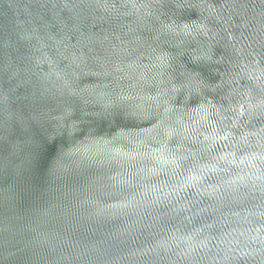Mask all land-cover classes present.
Masks as SVG:
<instances>
[{"label": "water", "instance_id": "1", "mask_svg": "<svg viewBox=\"0 0 264 264\" xmlns=\"http://www.w3.org/2000/svg\"><path fill=\"white\" fill-rule=\"evenodd\" d=\"M206 3L215 9L207 22L209 36L197 37L193 46L210 42L225 66L242 63L248 74L259 75L264 5L260 0ZM189 15L197 18L185 13L179 19ZM119 31L115 20L93 26L80 0H0V121L5 108L22 117L44 114L32 127L33 138L44 129L46 147L55 155L46 168L36 163L35 192L22 200V211L43 194L39 203L50 211L40 219L41 230L58 234L61 249L93 264H218L229 249L228 264H264V246L249 238L259 227L253 213L264 210V168L256 149L264 118L222 109L197 132L166 135L125 115L126 108L105 107L106 100L94 93H62L61 77L69 68L82 56L102 55L100 41L108 35L116 43ZM211 67L202 66V73L219 79ZM240 82L252 83L247 75ZM116 83L112 77L87 76L74 86L110 92ZM226 93L225 88L210 98L228 109L229 101L221 99ZM238 99L232 98V105ZM189 103L198 107V101ZM221 119L223 125L217 123ZM15 127L14 138L23 140ZM7 150L0 140V156ZM3 221L0 208V264H7ZM27 238V233L17 236ZM29 255L18 253L16 264Z\"/></svg>", "mask_w": 264, "mask_h": 264}, {"label": "clouds", "instance_id": "2", "mask_svg": "<svg viewBox=\"0 0 264 264\" xmlns=\"http://www.w3.org/2000/svg\"><path fill=\"white\" fill-rule=\"evenodd\" d=\"M260 4L264 5V0ZM80 7L93 26L115 20L120 31L115 35L116 43L108 35L103 37L102 55L82 56L75 67L69 68L61 77L62 93H94L106 100L105 107L126 108L125 115L152 124L166 135L197 132L212 123L209 116H221L222 109L226 112L239 108L250 117L264 118V69L259 75L248 74L242 63L225 66L224 58L215 55L210 42H197L193 46L197 37L209 36L207 22L215 9L206 0H80ZM185 13H196L197 18L189 15L180 20ZM204 65H211L212 76L219 79L204 75L201 71ZM246 75L251 85L241 84ZM87 76L112 77L117 83L110 92L102 91L103 86L77 90L74 86L77 79ZM120 81H125L126 86L120 87ZM225 88L227 93L221 99L229 101L228 109L210 98V94L215 96ZM235 97L239 99L232 105ZM190 101H198V107H191ZM45 118L40 112L22 117L5 108L0 121V140L8 145L6 153L0 156L2 231L6 254L11 258L7 264H16L21 252L30 254L24 264H93L79 253L61 249L63 238L58 234L41 230L40 219L50 211L39 203L43 194L35 195L27 212L21 209L22 200L35 192L36 163L46 168L55 159L46 147L45 130L40 129L38 140L32 134V127ZM217 123L223 125V120ZM16 125L25 135L23 140L14 138ZM256 149L260 153L259 167L264 168V137L257 142ZM260 191L264 205V186ZM253 215H258L259 227L253 229L255 235L249 238L264 246V210ZM25 219L28 222L22 223ZM23 233L28 238L17 239ZM45 251L51 258L45 257ZM229 251L219 258L218 264H228Z\"/></svg>", "mask_w": 264, "mask_h": 264}]
</instances>
